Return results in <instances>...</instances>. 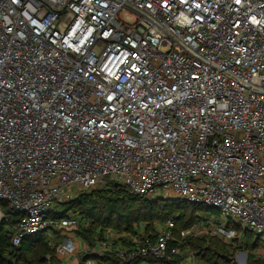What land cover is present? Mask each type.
Returning a JSON list of instances; mask_svg holds the SVG:
<instances>
[{
  "label": "built area",
  "instance_id": "1",
  "mask_svg": "<svg viewBox=\"0 0 264 264\" xmlns=\"http://www.w3.org/2000/svg\"><path fill=\"white\" fill-rule=\"evenodd\" d=\"M108 182L219 211L181 237L264 241V0H0V223L17 217L12 245L58 224L61 264H97L78 261L77 216L49 215ZM172 228L155 222L152 238L142 229L118 248L105 231L90 252L169 262ZM182 264L204 263L184 251Z\"/></svg>",
  "mask_w": 264,
  "mask_h": 264
},
{
  "label": "trees",
  "instance_id": "2",
  "mask_svg": "<svg viewBox=\"0 0 264 264\" xmlns=\"http://www.w3.org/2000/svg\"><path fill=\"white\" fill-rule=\"evenodd\" d=\"M186 202H174L163 199H147L143 196L133 195L115 182H108L105 186H96L79 194L74 199L65 203H54L50 218L59 220L67 212L74 213L79 226L75 234L84 243L86 250L78 256L79 263L94 260L97 264H139L142 259H135L125 263L112 252H104L95 255L90 252L96 240L103 239L105 231H112L118 236L112 238L109 243L113 248L129 246L131 238L141 240L139 232L153 237V224L158 221L172 219V239L169 247H177L180 251L172 261H157L159 264H182L181 251H190L204 264H227L217 254H224L230 258V250L233 245H226L221 241L209 237H181V232L199 221L195 210L188 207ZM5 214L10 211L4 206ZM16 222L15 217L0 223V264H60L55 256V247L60 243H50L48 233L54 236L55 226H52L44 234H34L21 240L18 246L11 242V227ZM240 231V230H238ZM245 239V247L250 233L242 232ZM56 236V235H55ZM58 236V235H57ZM52 238V237H51ZM259 238H255L250 247L258 244ZM236 248L240 247L235 245ZM244 247V248H245ZM246 264H264V260L253 254H248ZM151 262L155 260L148 259ZM233 260V258H232ZM234 264V263H233Z\"/></svg>",
  "mask_w": 264,
  "mask_h": 264
},
{
  "label": "rangeland",
  "instance_id": "3",
  "mask_svg": "<svg viewBox=\"0 0 264 264\" xmlns=\"http://www.w3.org/2000/svg\"><path fill=\"white\" fill-rule=\"evenodd\" d=\"M129 21V20H126ZM188 207L193 208V206L191 204H188ZM195 210V215H197L198 217L201 216L202 218L204 217H213L214 219L218 220L220 218V213L218 210L216 209H211L208 208L206 206H194L193 208ZM17 217H15L16 219ZM163 221H158L157 223H160ZM155 224V223H154ZM46 231H48V229H43L41 230V232H39L40 234H44ZM61 233L62 231L60 230L58 224L55 225V231H54V236H52L50 233H48V238L50 239V243H54L55 240L56 241H60L61 240ZM56 235V236H55ZM58 235V236H57ZM119 234H117L118 236ZM52 237V238H51ZM255 235L251 234L250 237L247 239V244L248 246H246L244 248V246H241L240 244H238V242H236L233 246V249L230 250V255L233 258V263L234 264H246L247 260H248V254H253L259 258H262L264 260V241H261V238H259L258 240V244L255 247H250L249 245H251L255 239ZM235 245H238L240 247L236 248ZM85 251V250H84ZM83 251L80 252V254ZM181 254L184 255V252L181 251ZM57 258V257H56ZM58 259V258H57ZM75 261V259L73 260V262Z\"/></svg>",
  "mask_w": 264,
  "mask_h": 264
},
{
  "label": "water",
  "instance_id": "4",
  "mask_svg": "<svg viewBox=\"0 0 264 264\" xmlns=\"http://www.w3.org/2000/svg\"><path fill=\"white\" fill-rule=\"evenodd\" d=\"M210 208L213 209L214 207H210ZM14 214L16 215V213H14ZM217 256L220 259L224 260L225 263H227V264H233L232 258H230V257H228V256H226L224 254H217Z\"/></svg>",
  "mask_w": 264,
  "mask_h": 264
},
{
  "label": "crops",
  "instance_id": "5",
  "mask_svg": "<svg viewBox=\"0 0 264 264\" xmlns=\"http://www.w3.org/2000/svg\"><path fill=\"white\" fill-rule=\"evenodd\" d=\"M86 247L84 246V249H85ZM59 260V259H58ZM60 261V264H61V260H59Z\"/></svg>",
  "mask_w": 264,
  "mask_h": 264
}]
</instances>
